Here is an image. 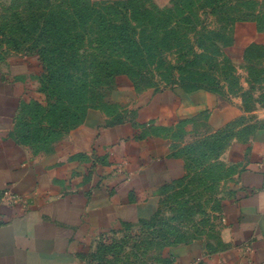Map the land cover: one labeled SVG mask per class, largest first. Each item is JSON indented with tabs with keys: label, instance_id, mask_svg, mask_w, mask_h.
Listing matches in <instances>:
<instances>
[{
	"label": "rangeland",
	"instance_id": "1",
	"mask_svg": "<svg viewBox=\"0 0 264 264\" xmlns=\"http://www.w3.org/2000/svg\"><path fill=\"white\" fill-rule=\"evenodd\" d=\"M246 20L264 26V0H0V61L38 64L35 94L15 127L35 153L64 139L88 107L131 114L126 86L214 88L244 110L227 131L173 132L186 177L157 192L150 222L102 235L81 264H171L172 248L194 240L220 249V208L236 177L224 152L235 135L261 126L264 113L262 55L252 50L234 62L226 54Z\"/></svg>",
	"mask_w": 264,
	"mask_h": 264
},
{
	"label": "crops",
	"instance_id": "2",
	"mask_svg": "<svg viewBox=\"0 0 264 264\" xmlns=\"http://www.w3.org/2000/svg\"><path fill=\"white\" fill-rule=\"evenodd\" d=\"M264 60V27L237 24L226 54ZM35 58L0 61V264H81L95 240L154 215L156 194L186 174L171 148L173 132L229 130L244 110L238 98L180 87L124 88L131 114L121 121L88 109L81 124L51 149L35 153L13 135L20 109L35 94ZM247 138L225 149L235 168L220 208L222 246L199 240L172 248L171 264H264V113ZM235 129L242 130L240 127ZM5 192H7L5 194Z\"/></svg>",
	"mask_w": 264,
	"mask_h": 264
},
{
	"label": "trees",
	"instance_id": "3",
	"mask_svg": "<svg viewBox=\"0 0 264 264\" xmlns=\"http://www.w3.org/2000/svg\"><path fill=\"white\" fill-rule=\"evenodd\" d=\"M258 23V22H257ZM260 24V23H259ZM261 25V24H260ZM261 27H264L263 25H261ZM115 39V38H114ZM121 41H123V40H121ZM127 41V40H126ZM126 41H124L123 43H126ZM249 52V51H248ZM246 55H247V53H246ZM197 89H206V90H211V91H214V92H216V93H218L214 88L212 89V88H202V87H194V88H192V89H189V90H186V91H191V90H197ZM183 90H185V89H183ZM91 108H95V109H99V110H101L100 108H97V107H88V108H86L84 111H83V114L81 115V118L79 119V121L77 122V123H74V125L71 127V129L70 130H72L73 128H75L76 126H78L79 124H81L82 123V121H83V119H84V116H85V114H86V112H87V110L88 109H91ZM22 109V108H21ZM20 109V110H21ZM107 112H106V114H108V115H110L111 117H112V121H121L125 116H122V115H120V114H114L112 111H108V110H106ZM104 112V111H103ZM19 114V113H18ZM18 118V117H17ZM16 118V119H17ZM15 127H16V123H15ZM15 127H14V131H13V135H14V137L20 142V143H22V144H24L25 145V143H26V141L23 139V137L22 136H20V135H18L17 133H16V131H15ZM217 132H221V131H217ZM226 137H228V136H226ZM225 136H224V138H226ZM181 156V155H180ZM185 162H186V160H185ZM186 169H187V162H186ZM186 174H187V171H186ZM186 174L182 177V178H180V179H178V180H175V181H172V182H170V183H168V184H166V185H164L162 188H166V187H168V186H171L172 184H174L175 182H179V181H182L185 177H186ZM161 188V189H162ZM152 218H153V216H152ZM152 218H150L149 220H147V221H145V222H143V223H141V224H146V223H148V222H150L151 220H152Z\"/></svg>",
	"mask_w": 264,
	"mask_h": 264
},
{
	"label": "built area",
	"instance_id": "4",
	"mask_svg": "<svg viewBox=\"0 0 264 264\" xmlns=\"http://www.w3.org/2000/svg\"><path fill=\"white\" fill-rule=\"evenodd\" d=\"M7 192H5V194H6Z\"/></svg>",
	"mask_w": 264,
	"mask_h": 264
}]
</instances>
